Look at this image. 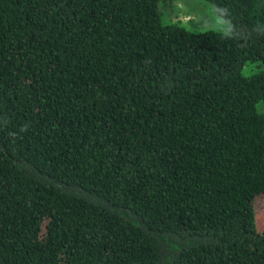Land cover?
<instances>
[{
  "label": "trees",
  "instance_id": "trees-1",
  "mask_svg": "<svg viewBox=\"0 0 264 264\" xmlns=\"http://www.w3.org/2000/svg\"><path fill=\"white\" fill-rule=\"evenodd\" d=\"M207 1L0 0V264H264V0Z\"/></svg>",
  "mask_w": 264,
  "mask_h": 264
},
{
  "label": "rangeland",
  "instance_id": "rangeland-1",
  "mask_svg": "<svg viewBox=\"0 0 264 264\" xmlns=\"http://www.w3.org/2000/svg\"><path fill=\"white\" fill-rule=\"evenodd\" d=\"M165 1L168 18L172 22H176L184 26L188 30L202 31L205 29L224 28V19L217 13L213 4H211L207 0ZM254 205L256 214L258 215V222L260 225H264L263 194L256 196Z\"/></svg>",
  "mask_w": 264,
  "mask_h": 264
}]
</instances>
